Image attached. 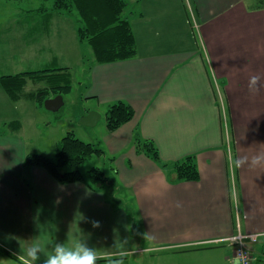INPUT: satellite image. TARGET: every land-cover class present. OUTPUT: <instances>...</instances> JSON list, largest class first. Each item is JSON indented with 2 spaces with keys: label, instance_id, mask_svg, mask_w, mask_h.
Masks as SVG:
<instances>
[{
  "label": "crops",
  "instance_id": "0c3cea01",
  "mask_svg": "<svg viewBox=\"0 0 264 264\" xmlns=\"http://www.w3.org/2000/svg\"><path fill=\"white\" fill-rule=\"evenodd\" d=\"M41 10L1 8L16 25L0 18V44L31 47L41 29L30 16ZM53 13L64 14L47 11L46 28L56 22ZM127 13L137 54L96 63L88 94L99 104L124 100L135 108L132 120L107 128L100 140L105 155L120 158L119 167H111L119 182L106 183L116 201L102 188L61 183L44 167L24 164L31 152L17 150L20 98L0 80V126L11 128L0 130V264H45L57 244L78 243L97 251L103 259L97 264L127 261L148 249L211 253L205 255L209 264H232L227 238L238 232L261 233L256 251L263 252L264 6L128 0ZM5 74L15 73L0 71ZM252 77L258 78L254 85ZM93 109L100 107L82 114ZM137 134L153 140L168 163L194 155L199 180L173 181L171 166L137 150ZM33 246L39 249L34 261L28 256Z\"/></svg>",
  "mask_w": 264,
  "mask_h": 264
},
{
  "label": "rangeland",
  "instance_id": "374dc122",
  "mask_svg": "<svg viewBox=\"0 0 264 264\" xmlns=\"http://www.w3.org/2000/svg\"><path fill=\"white\" fill-rule=\"evenodd\" d=\"M248 1L252 5L264 6V0ZM54 2L55 0H0V9L15 7L42 8L40 13L30 16L35 18L34 21L39 22V28L41 29L37 40L34 41L31 47H22L18 41L0 44V71L19 73L61 66L70 68L72 90L62 94L64 103L58 110H50L45 106H39L35 99L31 97V92L50 86L51 83L46 79H28L18 101L20 107L17 113L20 118H18L17 123L21 128L20 133L16 136H23V139L18 141L17 150L27 151L28 153L39 152L56 159L57 143L70 130H75V134L85 140L94 139V143L102 148L100 140L104 141L103 132L108 130L106 125L108 104L103 101L99 104L96 99L88 96L89 89L93 84L92 70L98 62L94 59L92 47L88 43L79 42L75 17L53 13L56 22L46 28L45 13L52 11ZM0 18H3V25L12 23L13 26L16 25L9 16L0 14ZM57 24L60 26L57 27ZM197 32V39L200 41L199 32ZM53 96L56 95L51 94L49 97ZM95 106L100 107V110H95L101 114L98 124L94 127L82 124L83 111L86 108ZM0 130L5 133L7 132L5 130L11 131V128L3 125L0 126ZM15 133L17 134V132ZM119 159H112L109 157V153L94 155L84 162L82 171L86 174L89 169L98 166L111 176V181L116 182L118 178L113 176L114 170L111 167L113 165L119 167ZM121 161L126 163L124 159ZM102 191L109 200L116 201L120 198H115L109 184L104 185ZM122 195L124 193L120 194V196ZM126 196L128 197V194ZM258 243L251 250L254 256L258 255L256 251L259 248ZM205 255L210 256L211 253L199 252L191 255L190 253L178 254L169 249H148L130 254L127 261L113 264H209L210 261ZM262 257L264 259V255Z\"/></svg>",
  "mask_w": 264,
  "mask_h": 264
},
{
  "label": "trees",
  "instance_id": "16d2710c",
  "mask_svg": "<svg viewBox=\"0 0 264 264\" xmlns=\"http://www.w3.org/2000/svg\"><path fill=\"white\" fill-rule=\"evenodd\" d=\"M127 6L128 0H55L52 10L74 16L79 41L88 43L92 47L96 62L106 63L128 59L137 54L136 36L131 17L127 13ZM28 79H46L51 83L50 86L31 92V97L39 106H44L45 99L51 94H64L72 90L71 72L68 66L0 76L3 86L14 99L20 97ZM134 115L135 108L130 103L124 100L114 102L106 111L107 128L115 130L132 120ZM136 148L161 166H171L175 173L173 181H196L200 178L194 155H187L183 159L168 163L162 159L159 148L153 140L142 138L138 134ZM104 153L103 148L78 137L73 130H70L57 143L56 159L43 153L31 152L26 156L24 164L44 167L61 183L84 182L91 189L97 190L110 181V176L98 166L92 167L84 174L82 166L92 156ZM1 250L19 260L5 248L1 247ZM114 258L120 256L107 259Z\"/></svg>",
  "mask_w": 264,
  "mask_h": 264
},
{
  "label": "clouds",
  "instance_id": "9594fccd",
  "mask_svg": "<svg viewBox=\"0 0 264 264\" xmlns=\"http://www.w3.org/2000/svg\"><path fill=\"white\" fill-rule=\"evenodd\" d=\"M257 80V77H252L250 85L256 84ZM92 223L93 227L100 226L98 221H93ZM38 251L39 249L35 246L28 250V256L31 260L38 259ZM99 258L97 251L85 243H78L71 247L57 244L45 264H97Z\"/></svg>",
  "mask_w": 264,
  "mask_h": 264
},
{
  "label": "built area",
  "instance_id": "2783aa9c",
  "mask_svg": "<svg viewBox=\"0 0 264 264\" xmlns=\"http://www.w3.org/2000/svg\"><path fill=\"white\" fill-rule=\"evenodd\" d=\"M262 239V234L257 232H238L236 235L230 236L227 240L233 245V253L230 256L232 264H264L263 255L254 256L252 249L247 246V242L256 244Z\"/></svg>",
  "mask_w": 264,
  "mask_h": 264
},
{
  "label": "water",
  "instance_id": "95a60500",
  "mask_svg": "<svg viewBox=\"0 0 264 264\" xmlns=\"http://www.w3.org/2000/svg\"><path fill=\"white\" fill-rule=\"evenodd\" d=\"M64 103L63 95L57 94L53 97H48L44 101V106L50 110H58ZM101 118V114L98 111L90 110L81 117V123L87 126H94Z\"/></svg>",
  "mask_w": 264,
  "mask_h": 264
}]
</instances>
